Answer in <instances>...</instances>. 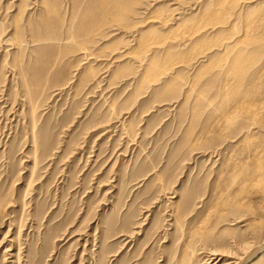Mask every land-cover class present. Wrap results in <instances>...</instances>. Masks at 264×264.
Returning <instances> with one entry per match:
<instances>
[{"label":"rangeland","instance_id":"374dc122","mask_svg":"<svg viewBox=\"0 0 264 264\" xmlns=\"http://www.w3.org/2000/svg\"><path fill=\"white\" fill-rule=\"evenodd\" d=\"M129 1L135 29L107 30L88 50L59 26L53 50L65 66L61 78L45 77L30 98L8 65L17 52L4 46L16 3L2 18L0 264H187L188 232L219 201L225 160L216 129L233 86L235 34L264 0L150 52L137 49L140 34L192 26L218 0L181 4L164 31L150 16L174 1ZM214 249L222 251L206 246L189 264H214Z\"/></svg>","mask_w":264,"mask_h":264},{"label":"bare ground","instance_id":"6f19581e","mask_svg":"<svg viewBox=\"0 0 264 264\" xmlns=\"http://www.w3.org/2000/svg\"><path fill=\"white\" fill-rule=\"evenodd\" d=\"M167 1H174V4L170 5L177 7L163 6L154 9L156 11L149 21L157 24L163 31L167 30L171 23H175L173 17L179 14L181 4L188 5V0ZM249 2L256 0H218L204 8L198 15V22L194 20L196 23L193 22L192 26L178 24L163 35L151 26L153 28L150 30L153 31L149 30L147 36H138L139 43L136 47H144L145 52H150L164 42L179 43L186 38L190 40L207 26L213 27L221 24V20L233 19L240 7ZM15 3L17 13L9 20L14 27L10 31L11 35L4 40V46L12 45L17 52L16 58L11 57L8 65L23 80L28 98L33 95L32 88L40 86L45 77L50 75L49 78H61L65 66L62 61L59 60L62 65L57 61L59 56L54 54L53 46L56 45L53 38L58 36L54 37V33L62 29V26H67L65 28L71 36L70 39H81L80 43L85 45V49L81 48L83 51L88 50L89 44L107 30L117 28L127 32L136 27L131 23L135 14L132 16L133 4L129 0H0V37L4 32L2 18L9 6L14 7ZM191 7L193 9L194 6ZM26 9V16L29 18L25 27H22ZM250 14L248 23L236 28L237 38L234 46L232 44L233 86L229 95L227 94L229 97L225 96L220 104V119L216 130L219 131L221 143H224L222 146L226 144V148L222 147L220 152L223 162L225 160V167L219 168V197L216 198L219 201L215 202L217 205L214 210L211 206L212 211L202 220V226L199 225L188 232L189 242L186 241L188 244L187 249L185 248L187 264L192 260L195 251L203 250L209 245H215L219 251L222 250L221 253H217L218 249H214L212 253L211 250L208 251L214 264H264V6L255 8ZM18 19H22L20 24ZM140 23L136 21V24ZM26 32L31 37V43L35 45L23 39ZM74 41L76 43V40ZM116 49L114 50L117 51ZM25 50H28L30 55L19 61V55L25 54ZM129 54L135 53L131 51ZM1 64L4 68L6 60Z\"/></svg>","mask_w":264,"mask_h":264}]
</instances>
